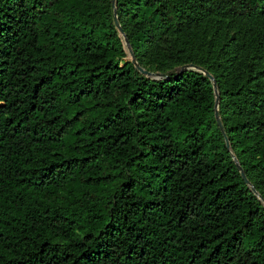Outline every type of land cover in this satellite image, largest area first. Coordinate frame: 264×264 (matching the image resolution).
<instances>
[{
	"label": "trees",
	"instance_id": "trees-1",
	"mask_svg": "<svg viewBox=\"0 0 264 264\" xmlns=\"http://www.w3.org/2000/svg\"><path fill=\"white\" fill-rule=\"evenodd\" d=\"M0 264H264V0H0Z\"/></svg>",
	"mask_w": 264,
	"mask_h": 264
},
{
	"label": "water",
	"instance_id": "water-1",
	"mask_svg": "<svg viewBox=\"0 0 264 264\" xmlns=\"http://www.w3.org/2000/svg\"><path fill=\"white\" fill-rule=\"evenodd\" d=\"M112 3L115 4V3H116V0H112ZM115 14H116V11H115ZM116 24H117V27H118L119 31H120L121 33H124V29H123V27L121 26V24H120V22H119V20H118V18H117V15H116ZM126 43H127V45H128L129 51H130L131 56H132V61H133V63L135 64V66H136V67H137L142 73L147 74V75H152V72H150V71L146 70L144 67H142L141 64L138 62V60L136 59V55H135V53H134V50H133V48H132V46H131L130 41H129L128 38H126ZM190 67L192 68V67H194V65H193V64H190V65L187 66V68H190ZM201 70H203V71L205 72L206 75H208L211 79L214 80V76H213L208 70H204V69H201ZM215 88H216V95H217V97H216V118H217V122H218V124H219V127L221 128L222 132H223L224 135H225L227 146L230 148V146H231V145H230V141H229V139H228V137H227V135H226L225 128H224V125H223L222 119H221V117H220V112H219V109H218L219 102H220V97H219V92H218V89H217L216 82H215ZM238 167H239V169H240V171H241V174H242L244 180H245L250 186L253 187V185L251 184L250 180H249L248 177H247V174H246L244 168H243L239 163H238Z\"/></svg>",
	"mask_w": 264,
	"mask_h": 264
},
{
	"label": "rangeland",
	"instance_id": "rangeland-1",
	"mask_svg": "<svg viewBox=\"0 0 264 264\" xmlns=\"http://www.w3.org/2000/svg\"><path fill=\"white\" fill-rule=\"evenodd\" d=\"M118 20H119V19H118ZM119 32H120V31H119ZM120 36L122 37V40H123V43H124V46H125L126 51L129 53L130 58H132L131 53H130L129 48H128V45H127V43H126V33H125V32H124V33H121V32H120Z\"/></svg>",
	"mask_w": 264,
	"mask_h": 264
}]
</instances>
